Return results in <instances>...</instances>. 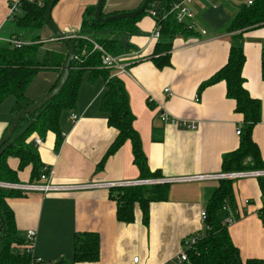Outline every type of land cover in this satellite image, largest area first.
<instances>
[{
    "label": "crops",
    "instance_id": "0c3cea01",
    "mask_svg": "<svg viewBox=\"0 0 264 264\" xmlns=\"http://www.w3.org/2000/svg\"><path fill=\"white\" fill-rule=\"evenodd\" d=\"M235 0H198L193 4L197 18L196 36H177L170 53L171 64L157 68L149 59L156 40L155 21L141 18L135 33L126 39L131 45L126 59L133 64L121 79L127 90L130 109L135 117L133 127L140 135L148 165L161 178H198L170 184L168 200L150 205L148 224H144L142 210L135 207V220L120 223L116 218V204L109 199L111 188L102 185L139 180L134 165L132 144L127 141L101 169L109 147L117 137V130L108 124V114L101 111L105 93L103 79L94 83L84 77L73 111H65L60 118L64 141L56 151V135L49 132L38 148L42 163L53 173L51 185L57 188L47 194L22 191L25 196L11 198L8 205L14 213L18 234L25 240L28 231L36 232L33 257L43 264H171L184 249V243L194 235H204L206 226L202 211L220 182L224 157L240 146L242 117L235 112V102L226 94L224 82L201 89L228 60L230 48L240 43L246 62L243 70L245 87L261 101V120L255 126L253 139L264 161V81L261 76V53L264 49V27L248 29L239 35L225 30L235 12ZM99 0H59L53 7V22L68 38L81 35L85 10L97 6ZM144 0H106L103 14L107 16L132 12ZM249 2L246 1V4ZM10 0H0V46H10L5 40L17 38L30 43L40 36L38 58L46 52L67 54L68 47L57 40L45 26L41 31L28 30L27 39L14 22H9ZM22 15L20 12L19 16ZM200 30H205L202 35ZM111 38V29L104 30ZM103 32V33H104ZM90 37V36H88ZM123 38V37H122ZM137 56L138 60L135 59ZM112 72V77L115 73ZM59 73L43 70L34 78L26 92L30 100L38 101L50 93ZM171 89L172 97L165 94ZM16 100L7 98L0 104V141L4 138L16 113ZM165 112L172 118L198 125L186 130L164 123ZM72 115L77 120H72ZM39 136L34 135L31 139ZM40 138V137H39ZM160 138V140H155ZM9 166L18 170L19 161L8 159ZM258 171V170H257ZM31 168L19 172L20 185L31 184ZM96 185L89 188V185ZM236 208L231 216L229 233L239 249L243 261L264 263V225L259 216L264 208V196L258 178L241 179L233 185ZM77 232H95L101 237V256L98 262L73 261L74 236ZM138 258V263L134 259Z\"/></svg>",
    "mask_w": 264,
    "mask_h": 264
},
{
    "label": "trees",
    "instance_id": "16d2710c",
    "mask_svg": "<svg viewBox=\"0 0 264 264\" xmlns=\"http://www.w3.org/2000/svg\"><path fill=\"white\" fill-rule=\"evenodd\" d=\"M45 6L39 8L25 3L22 5L21 16L16 17V27L20 32L31 30L41 31L46 26ZM157 0H152V2ZM161 4L173 0H158ZM251 5L241 2L226 28L229 34L242 35L248 29L264 27V0H249ZM59 0L56 2V4ZM55 4V6H56ZM96 6L85 10L81 25V35L71 38L76 46V57L71 64L69 78L62 91L53 100L47 102L41 110L34 115L24 116L17 125L11 139V146L0 156V183L18 184V174L26 168H31V184L39 183L41 176L49 171L40 158L38 148L35 147L34 135L45 139L51 132L56 135L55 149L58 151L64 137L60 128V118L63 112L75 109L79 90L84 77L94 83L103 79L105 93L101 100L100 109L108 114V124L117 130V137L109 147L102 163L116 154L127 141L132 144L134 165L139 170V180H152L161 177L156 171L152 172L144 153L140 135L134 129L135 117L130 109V100L123 81L112 77V72L102 67V56L99 52L91 54V44L83 37L90 36L107 52L114 56L123 55L130 51L131 45L122 48V37L135 33L137 22L147 16L142 15L129 20L99 23L95 20ZM114 15V14H113ZM103 18L108 17L102 14ZM156 23V22H155ZM161 38L149 59L157 68L168 67L171 64V51L173 39L177 36H196L197 31L186 29L170 16L159 21ZM111 29V38L98 37L104 30ZM41 37L36 36L30 43L21 48L0 46V104L7 98L16 100L14 112L17 114L25 108L33 106L37 101L26 97L27 89L34 78L43 70H55L59 73L57 83L62 76L67 54L50 51L44 58H38ZM89 49L82 55L84 49ZM246 56L240 43L230 48L227 63L207 80L201 89L224 82L226 94L235 102V112L242 117L241 141L237 150L227 154L222 162V173L264 170V161L258 145L253 139L255 126L261 120V101L250 95L245 87L243 70ZM261 76L264 81V49L261 53ZM50 91V92H51ZM160 140V138L155 139ZM16 158L19 161L18 170L9 166L8 159ZM233 180H220L217 189L207 202L206 218L204 220L206 232L199 235L198 240L187 249L188 262L184 264H264L262 261H243L239 249L235 246L230 233L229 225L224 221L236 208ZM260 189L264 196V178H258ZM170 184H153L111 188L109 199L116 204V218L120 223L131 224L135 220V207L139 205L142 210L143 222L148 224L150 205L168 200ZM25 194L20 190L0 187V264H43L29 253H21L27 247L26 241L18 234L14 213L8 205L11 198H22ZM260 218L264 225V208L260 210ZM101 256V237L95 232H77L74 236L73 261L75 263L98 262ZM59 264H69L65 260ZM172 264V263H171Z\"/></svg>",
    "mask_w": 264,
    "mask_h": 264
},
{
    "label": "built area",
    "instance_id": "2783aa9c",
    "mask_svg": "<svg viewBox=\"0 0 264 264\" xmlns=\"http://www.w3.org/2000/svg\"><path fill=\"white\" fill-rule=\"evenodd\" d=\"M195 0H173L169 3L165 2L161 4V1H154L152 0L149 3L148 9H147V15L150 16L155 22H156V29L154 31L153 37L156 40H159L161 38L160 34V27L158 26L159 21L165 20L168 17L172 16L176 20L177 23L183 25L188 30H194L197 31V15L195 11L191 8ZM46 0H10L9 3V13L7 16V20L9 22L16 21V17L19 16L21 12L22 5L25 3H29L32 5H35L39 8H43L45 6ZM248 5H251L252 2L249 1L247 3ZM202 35H206L205 30H200ZM87 42L91 44V54L94 52H99L102 56V67L106 70L113 71L115 73V77H120L127 75L129 68L135 64L131 63L129 59H126V55H119L114 56L107 52L99 43L93 40L92 37L84 36L83 37ZM7 44H9L12 47L15 48H21L25 45V42L17 39V38H11L8 40H5ZM89 49H84L82 55L84 56L87 54ZM136 60H138L137 56L135 57ZM165 94L170 98L173 96V92L171 89L167 88L165 89ZM161 120L164 123H170L172 125H175L177 127L186 129V130H197L198 125L192 122L188 121H180L177 119L172 118L169 114L163 112L160 116ZM72 120L76 121L77 116L72 115ZM241 129H238L236 134L240 135ZM35 147L39 148L43 145V140L41 138L34 139ZM53 173L50 171H47L45 174L41 176V180L39 183L36 184H26V185H20V184H6V183H0V187L6 188V189H13V190H20V191H36V192H42L44 194H47L51 191L56 190L57 188H54L51 185V179H52ZM202 176L198 178H185V179H177V178H157L152 180H137L132 182H122L118 184H109V185H102V187L107 188H118V187H129V186H141V185H153V184H172L175 182H183V181H193L196 179H207L211 178ZM219 180H233L238 181L241 179H247V178H264V170H258V171H243V172H234V173H224L222 175L216 176ZM96 185L92 184L89 185V188H95ZM202 219L205 220L206 218V210L204 209L202 211ZM234 221L233 217L230 216L227 217L224 221L225 224L230 225ZM36 232L35 231H28L25 236V241L27 243L26 248L21 249V253H29L33 255V248L35 245L36 240ZM199 235H194L190 237L188 240L184 243V249L182 252L173 260L172 264H184L188 262V254L187 249H189L193 244H195L198 240ZM138 258L134 259L135 263H138Z\"/></svg>",
    "mask_w": 264,
    "mask_h": 264
},
{
    "label": "water",
    "instance_id": "95a60500",
    "mask_svg": "<svg viewBox=\"0 0 264 264\" xmlns=\"http://www.w3.org/2000/svg\"><path fill=\"white\" fill-rule=\"evenodd\" d=\"M58 0H50L47 8L45 10V21L46 26L50 29L52 34L57 38V40L61 41L64 45H66L69 48L68 57L66 60V63L63 68V73L61 76V79L57 85V87L51 91L50 93L44 95L42 98H40L33 106H30L28 108L23 109L19 113L15 115L13 120L11 121L9 128L7 130V133L5 134L4 138L0 141V156L11 146L13 140L11 141L15 130L17 128L18 123L20 120L26 116V115H34L39 110L43 108V106L53 100L58 94L62 91L64 88L71 70V64L74 61L76 57V46L74 42L71 41L70 38L66 37L60 29L56 26V24L52 20L51 12L53 7L55 6L56 2ZM151 0H144L142 5L132 12H126V13H118L115 15L108 16L106 18L102 17L103 14V8L105 6L106 0H99L96 11H95V20L99 23H109L112 21H119V20H129L134 19L140 15H142L144 12L147 11L149 3ZM122 41V48L124 49L128 45V41L125 37L121 39ZM3 227V226H2ZM2 227H0V232L2 230ZM0 242H1V236H0ZM59 264V263H57Z\"/></svg>",
    "mask_w": 264,
    "mask_h": 264
},
{
    "label": "rangeland",
    "instance_id": "374dc122",
    "mask_svg": "<svg viewBox=\"0 0 264 264\" xmlns=\"http://www.w3.org/2000/svg\"><path fill=\"white\" fill-rule=\"evenodd\" d=\"M196 1H198V0H195L194 3H195ZM223 1L227 3V0H223ZM246 1H248V0H235L234 3L232 4L233 9H234V12L237 10V8H238V6H239V4H240L241 2H246ZM194 3H193V4H194ZM191 8L193 9V5L191 6ZM147 16H148V15H147ZM149 17H150V16H149ZM197 26H198V25H197ZM198 28H199V27H198ZM26 32H28V30L23 31V36H24V38L27 39L28 37H27V33H26ZM98 37L106 38L107 35H106V33L104 32V33H102V34H99ZM131 62H132V61H131Z\"/></svg>",
    "mask_w": 264,
    "mask_h": 264
}]
</instances>
